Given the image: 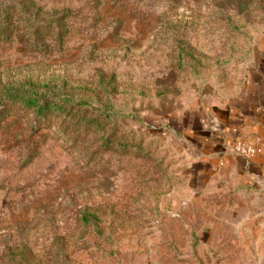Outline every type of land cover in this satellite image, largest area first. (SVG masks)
<instances>
[{
	"label": "rangeland",
	"instance_id": "obj_1",
	"mask_svg": "<svg viewBox=\"0 0 264 264\" xmlns=\"http://www.w3.org/2000/svg\"><path fill=\"white\" fill-rule=\"evenodd\" d=\"M233 1L37 0L65 15L44 46L0 38V264H264V187L192 185L185 153L194 111L264 60V0ZM23 82L74 105L37 126L6 102Z\"/></svg>",
	"mask_w": 264,
	"mask_h": 264
},
{
	"label": "crops",
	"instance_id": "obj_2",
	"mask_svg": "<svg viewBox=\"0 0 264 264\" xmlns=\"http://www.w3.org/2000/svg\"><path fill=\"white\" fill-rule=\"evenodd\" d=\"M185 153L190 162L191 184L211 178L216 171L234 169L247 183L264 185V60L248 72L247 88L231 105L196 110L185 125ZM260 147L251 159L236 155L232 143Z\"/></svg>",
	"mask_w": 264,
	"mask_h": 264
},
{
	"label": "trees",
	"instance_id": "obj_3",
	"mask_svg": "<svg viewBox=\"0 0 264 264\" xmlns=\"http://www.w3.org/2000/svg\"><path fill=\"white\" fill-rule=\"evenodd\" d=\"M242 0L233 1L235 5H239ZM234 5V9L235 8ZM233 9V10H234ZM237 10H239L237 8ZM65 15L61 13L59 16H54L51 13L45 11L43 5L37 0H0V38L9 36L18 30H23L24 34L31 39L33 46H44L43 38L51 34L54 28L56 20H60ZM60 35V34H59ZM6 102L21 103L24 107L30 109L36 115V124H40V119L46 116L51 109L67 110L69 112L70 107H73L74 101L63 103L65 99L49 98L47 91H39L37 89H31L26 82L18 84L17 86H9L5 91ZM4 98H0V102L3 105ZM82 103V102H79ZM85 111V109L83 110ZM81 118L85 121V124H91L97 122V117L81 115ZM78 221L86 226H90L98 233H102L97 223L96 215L88 209H82L77 211Z\"/></svg>",
	"mask_w": 264,
	"mask_h": 264
},
{
	"label": "built area",
	"instance_id": "obj_4",
	"mask_svg": "<svg viewBox=\"0 0 264 264\" xmlns=\"http://www.w3.org/2000/svg\"><path fill=\"white\" fill-rule=\"evenodd\" d=\"M232 151L244 159H251L260 152V147L248 142L236 141L231 145Z\"/></svg>",
	"mask_w": 264,
	"mask_h": 264
},
{
	"label": "water",
	"instance_id": "obj_5",
	"mask_svg": "<svg viewBox=\"0 0 264 264\" xmlns=\"http://www.w3.org/2000/svg\"><path fill=\"white\" fill-rule=\"evenodd\" d=\"M262 187H264V185Z\"/></svg>",
	"mask_w": 264,
	"mask_h": 264
}]
</instances>
